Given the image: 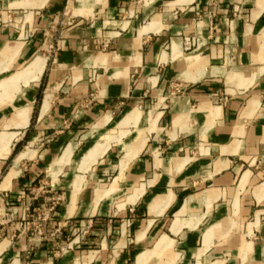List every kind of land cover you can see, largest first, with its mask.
<instances>
[{
  "label": "crops",
  "instance_id": "obj_1",
  "mask_svg": "<svg viewBox=\"0 0 264 264\" xmlns=\"http://www.w3.org/2000/svg\"><path fill=\"white\" fill-rule=\"evenodd\" d=\"M0 264H264V0H0Z\"/></svg>",
  "mask_w": 264,
  "mask_h": 264
},
{
  "label": "rangeland",
  "instance_id": "obj_2",
  "mask_svg": "<svg viewBox=\"0 0 264 264\" xmlns=\"http://www.w3.org/2000/svg\"><path fill=\"white\" fill-rule=\"evenodd\" d=\"M66 17L67 16L65 15L59 16V18H57L55 21H51L50 24H48L43 29L45 40H44L43 48L39 51L40 56L47 55V53L50 54L57 49V47L60 44V40L62 39V35L65 33V30L69 26L68 24L69 20ZM44 91H45V86L40 87L39 97H38L39 99L44 95ZM51 139L52 137L49 136L40 138L37 144L38 146H41L45 143L50 142ZM25 141L26 140L24 139L19 144L18 150L26 145ZM30 192L32 196L36 198V202H37L34 210L35 213L34 226L37 233L40 236H44L43 231L50 223L53 212L56 210L57 207H59L65 201V196L62 192H55V191L52 192L51 185L49 181L46 178H44V176H40L37 179L36 184H33L30 187ZM2 203L4 205L6 204L7 208L12 207L10 204L11 202L2 201ZM22 226L25 228L28 227L29 219H24L22 221ZM88 232H89L88 228L86 227L80 228L79 231L74 236H72V238L70 239L68 238L67 240H65L64 243H61L58 249H56V252L61 253L64 251L71 250L75 245L72 240L74 238H78L77 239L78 243H76V245H78L80 244V241L83 240V238L86 237L87 234H89ZM52 233L53 235L59 233L58 225H56L55 229L52 230Z\"/></svg>",
  "mask_w": 264,
  "mask_h": 264
},
{
  "label": "bare ground",
  "instance_id": "obj_3",
  "mask_svg": "<svg viewBox=\"0 0 264 264\" xmlns=\"http://www.w3.org/2000/svg\"><path fill=\"white\" fill-rule=\"evenodd\" d=\"M38 62H39L40 65L42 64V61L40 62V61L38 60ZM23 155H24V154H22L21 157H22ZM21 157H19V158H21Z\"/></svg>",
  "mask_w": 264,
  "mask_h": 264
},
{
  "label": "trees",
  "instance_id": "obj_4",
  "mask_svg": "<svg viewBox=\"0 0 264 264\" xmlns=\"http://www.w3.org/2000/svg\"><path fill=\"white\" fill-rule=\"evenodd\" d=\"M18 147H19V145H18Z\"/></svg>",
  "mask_w": 264,
  "mask_h": 264
}]
</instances>
